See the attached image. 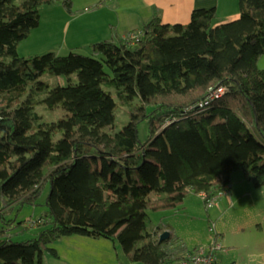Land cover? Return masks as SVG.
<instances>
[{
	"label": "trees",
	"instance_id": "1",
	"mask_svg": "<svg viewBox=\"0 0 264 264\" xmlns=\"http://www.w3.org/2000/svg\"><path fill=\"white\" fill-rule=\"evenodd\" d=\"M239 2L234 20L215 22L216 7L195 9L187 23L154 17L138 41L102 39L92 55H23L19 44L40 26L41 7L72 12L74 2L0 0V218L11 225L18 219L9 212L41 205L50 184L43 229L0 244V264H43L45 251L59 257L54 242L74 234L112 240L119 264H177L192 250L170 224L145 233L150 210L179 211L190 192L220 190L235 169L264 186V0ZM47 70L77 80L52 86ZM211 86L226 92L187 111ZM38 102L69 116L42 121ZM120 103L132 118L108 131Z\"/></svg>",
	"mask_w": 264,
	"mask_h": 264
},
{
	"label": "rangeland",
	"instance_id": "2",
	"mask_svg": "<svg viewBox=\"0 0 264 264\" xmlns=\"http://www.w3.org/2000/svg\"><path fill=\"white\" fill-rule=\"evenodd\" d=\"M23 0H16L21 3ZM90 8V6H89ZM43 10L41 11V15ZM218 15L215 22H226L234 20L237 16H232L228 20L220 21ZM42 29V27H40ZM39 27L33 29L30 35L19 44V52L23 55L32 53H45L55 51L50 48L38 35ZM82 48V47H81ZM79 48V52L84 55H92L89 47ZM60 55H67L70 50L57 49ZM56 52V51H55ZM42 78L51 82L52 86L67 85L77 80V74L56 75L47 70ZM114 92V90L112 89ZM226 90L224 91V93ZM46 96L43 92L36 98L41 99ZM28 94L23 97L27 99ZM206 98V97H205ZM204 98V99H205ZM137 100H135L136 102ZM133 102V104H135ZM36 112L41 116L42 121H57L60 118L68 117L69 113L62 107L54 110L48 109L42 102L35 106ZM131 105L120 103L116 121L113 126L107 127L108 131H121L130 121ZM63 136V132L55 135V140ZM140 136L143 141L149 137V124L147 120L140 124ZM231 182L227 193L218 197V203L209 207L205 200L196 192H190L182 203L179 211H149V223L145 233L153 232L159 225L170 224L175 233L182 238L188 249L195 250L201 246H209L214 242H220L224 248L217 253L215 264H264V186H257L249 179L243 169H235L230 174ZM222 189V188H221ZM50 192V184L46 185L44 193L40 197L41 205L37 207L26 206L18 212H9L6 219H18L9 225L0 218V244L9 237L15 241H23L34 237L43 226L42 219L38 218L46 211V197ZM19 216V217H18ZM32 219V221H29ZM27 222L21 224L20 221ZM36 221V225L32 222ZM164 222V223H163ZM163 223V224H161ZM27 226V227H26ZM146 234L144 235V237ZM80 236L61 237L52 244L60 257H53L49 251H45L43 264H111L109 254L107 257H97L93 255V250L89 248L91 242H84ZM90 239V238H88ZM96 244L102 241L112 243L110 239L99 237L90 239ZM98 251V250H97ZM177 264H186L179 262Z\"/></svg>",
	"mask_w": 264,
	"mask_h": 264
},
{
	"label": "crops",
	"instance_id": "3",
	"mask_svg": "<svg viewBox=\"0 0 264 264\" xmlns=\"http://www.w3.org/2000/svg\"><path fill=\"white\" fill-rule=\"evenodd\" d=\"M73 2L72 12L59 3L41 7L43 13L38 35H41L46 44L56 52L57 49L78 51L81 47L89 46L92 50L91 46L94 42L111 39L116 35L123 36L132 30H142L154 17H160L164 22L169 23H187L195 9L216 7L222 21L232 16L239 17L241 12L239 0H114L104 6L99 5V0H73ZM89 6L90 10H87ZM258 64L259 67L264 68V55L260 57ZM74 236H82L84 242L93 243L89 245L94 252L93 255L106 259L107 252L110 256L108 263L112 261L111 264H119L112 240V243L102 241L96 244L90 239L99 238L79 234L64 237Z\"/></svg>",
	"mask_w": 264,
	"mask_h": 264
},
{
	"label": "built area",
	"instance_id": "4",
	"mask_svg": "<svg viewBox=\"0 0 264 264\" xmlns=\"http://www.w3.org/2000/svg\"><path fill=\"white\" fill-rule=\"evenodd\" d=\"M112 0H99V4H105ZM89 9V8H87ZM144 32L142 30H134L129 32L124 36V39L128 43H132L138 41ZM226 87L224 86H211L209 88L208 94L205 99L201 100L199 103L187 108V111H191L196 109V112L204 111L207 107H209L212 102L223 95ZM230 188V183L226 184L222 189L216 191H201L198 193L207 203L209 207H213L218 203V197L227 193L228 189ZM36 221L32 222V225H36ZM224 246L220 242H214L209 246H201L196 248L193 251L187 253L186 259L183 260L186 264H215L217 261V253L219 250H222Z\"/></svg>",
	"mask_w": 264,
	"mask_h": 264
},
{
	"label": "water",
	"instance_id": "5",
	"mask_svg": "<svg viewBox=\"0 0 264 264\" xmlns=\"http://www.w3.org/2000/svg\"><path fill=\"white\" fill-rule=\"evenodd\" d=\"M170 235H171V232L169 230L163 232L161 235V240L167 239L168 237H170Z\"/></svg>",
	"mask_w": 264,
	"mask_h": 264
}]
</instances>
